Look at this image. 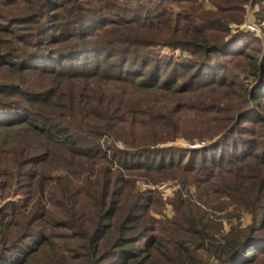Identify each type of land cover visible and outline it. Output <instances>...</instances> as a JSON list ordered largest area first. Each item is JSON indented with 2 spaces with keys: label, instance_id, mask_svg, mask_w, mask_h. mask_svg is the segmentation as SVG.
<instances>
[{
  "label": "trees",
  "instance_id": "1",
  "mask_svg": "<svg viewBox=\"0 0 264 264\" xmlns=\"http://www.w3.org/2000/svg\"><path fill=\"white\" fill-rule=\"evenodd\" d=\"M38 1L53 26L31 44L53 57L40 70L50 83H0V189L23 195L0 204V264H264V49L253 48L263 61L255 55L241 109L222 111L227 99L214 95L235 86L219 76L228 66L218 56L241 53L244 34L228 36L244 16L221 0L216 10L182 0V14L163 0L155 17L138 3ZM17 53L19 63L8 53L3 64L21 70L28 56ZM182 138L200 146L170 145ZM181 171L195 174L199 203L221 202V215L185 199L154 235L138 180Z\"/></svg>",
  "mask_w": 264,
  "mask_h": 264
},
{
  "label": "rangeland",
  "instance_id": "2",
  "mask_svg": "<svg viewBox=\"0 0 264 264\" xmlns=\"http://www.w3.org/2000/svg\"><path fill=\"white\" fill-rule=\"evenodd\" d=\"M104 1H107V4L110 5L113 4V6L115 4L124 5L130 8L132 11H135L138 3L139 5L145 7L143 15L151 17H155L159 13V3L163 2V0ZM213 1L214 0H198L199 3H204L206 10H216ZM220 2L223 5V9H229L226 10V13L237 16L239 13H241V15L244 16L243 23L231 24L232 31L231 35L228 36V41L232 42L234 40L235 34H244V38L241 39L240 43L238 42L239 49H241L238 51H241V53L230 55L220 54L218 56L220 59L222 58V61H224L228 66V69H225V71L221 72L219 76L224 77L223 80L225 83H229V81H235V86H233L231 89L224 86L223 88H217V91L214 92V95L222 96L227 99L225 103L221 104L222 111L230 109L237 112L244 105L239 98V96L244 95L243 92H241L243 87L252 85L256 79L252 75L254 60L256 61L255 55H259V57H261V61H263L262 55L256 54L253 48L256 47L258 49H264V0H234L233 2H224L221 0ZM185 4L186 3H184L182 0L172 3H170L169 0H166V2H163L161 5H166L168 8H171L174 14H182L185 12V10L182 8V5ZM39 6H41V4L38 0H31L29 3L28 0H0V57H3V55L6 56V54L10 53L11 56L9 57L8 62L12 61L15 64L17 62L19 63L20 61V58H16L18 51L20 54L22 53V55L28 56V61L24 63L23 66L21 65L24 68L21 70L8 67L7 64H3L7 60L0 58V83L12 84L17 82L21 83L26 88L31 90L35 89L36 91L45 89L48 86V83H50L47 80V77L49 80L50 77L45 76L48 74L40 72V70L43 69L44 66H54V61H52L53 57L50 55L47 56V52L45 51L36 52L39 48L37 49L33 47V44H31V42H34L37 39L47 38L43 32L47 31L49 27L53 26L52 22L49 21L50 19L47 16V11L50 9L47 7L42 9V15H45L43 17L41 14H37L39 11H41V7L37 9ZM113 11L115 12L117 9H113ZM35 14L36 16L34 17ZM125 15L128 17L132 16L131 13H127ZM24 41H27L30 44L26 45L24 44ZM18 47H20L19 50ZM154 49L157 53L163 56H178L182 53L180 49L172 50L163 46ZM13 52L15 53L13 54ZM36 55H38V57ZM186 55L189 54L186 53ZM35 68H38V70H35ZM74 82L77 83L78 87H81L84 83H87L85 80H75ZM126 84H120L122 90L131 91V89L126 90ZM159 93L163 94L164 92L160 91ZM197 98L199 99L200 103L202 99L200 97ZM201 104L206 105L205 103ZM219 109L220 106L218 107V110ZM257 129L260 130L259 127H257ZM248 135L249 137H257L254 132H249ZM9 137L10 140H13L16 138V135L12 132L9 134ZM103 143L107 145L106 140H103ZM170 145H176L180 147L200 146L199 142L191 144L184 138L179 139L177 142L171 143ZM29 169H31V167ZM55 171H53V173ZM153 175V177H155V181L158 182L140 179L138 180V186L140 191L145 192L149 202L153 203L149 216H151L154 220H150L149 224L153 226V229H157L154 232H151L154 233V235H163V232H161L160 229L169 219L174 217V205L185 199L191 198L204 210L210 213L214 212L217 215H221V209L223 208L221 202L212 201L211 206L199 203V201H204L206 196L202 189L199 190L196 184L192 183L195 177L194 173L189 174L187 172L181 171L178 174V177H181L182 179L178 178L179 180L170 178L176 176L175 174L171 173H160ZM198 176H201V174H198ZM183 180L185 183L181 182ZM22 181L25 182V179H22ZM19 190L20 189L15 188L9 195L4 196L3 191L0 189V204L3 205L12 202H23V195L19 192ZM232 210L233 208L231 207L229 211ZM149 216H147V220L150 219ZM241 221L244 226L249 225L251 223V215L245 214L241 218ZM203 258L204 262L210 264L213 263V260H210L207 256H204ZM108 264H110V262Z\"/></svg>",
  "mask_w": 264,
  "mask_h": 264
}]
</instances>
